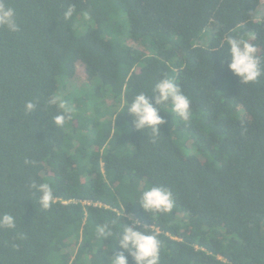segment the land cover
<instances>
[{"label":"trees","instance_id":"1","mask_svg":"<svg viewBox=\"0 0 264 264\" xmlns=\"http://www.w3.org/2000/svg\"><path fill=\"white\" fill-rule=\"evenodd\" d=\"M6 3L19 30L0 26V217L16 226H0V264H107L132 222L158 234L159 264H264V74L242 83L221 64L225 36L252 33L264 69V0ZM79 65L85 112L57 127L47 101ZM164 76L190 120L161 108L158 134L136 129L125 102ZM44 182L47 209L33 187ZM151 186L172 191L171 211L143 210ZM105 222L113 234L99 239Z\"/></svg>","mask_w":264,"mask_h":264},{"label":"clouds","instance_id":"2","mask_svg":"<svg viewBox=\"0 0 264 264\" xmlns=\"http://www.w3.org/2000/svg\"><path fill=\"white\" fill-rule=\"evenodd\" d=\"M73 11L74 6H69L64 13L65 18L71 17ZM0 26L6 27L10 32L19 30L15 10L7 5L6 0H0ZM251 39H254L252 33H248L246 36L241 35L239 38L231 35L225 36L228 48L224 55L227 60H222L221 64L223 66L227 62L228 70L239 77L242 83L256 81L264 74V69L261 68L262 58L257 55V46L250 42ZM47 103L62 110L52 117V123L55 126H62L69 111L66 101L61 94L53 93ZM169 104L170 108H168ZM190 106L191 100L182 92L179 85L173 79L164 76L154 83L151 96L142 91L136 94L130 103L125 102L122 109H127L136 129L150 128L154 134H158L160 132L158 126L165 123L164 118L159 114L161 108L168 113L177 114L187 122L192 116ZM36 109L37 105L33 101L25 103V110L28 113H32ZM113 130L118 135V130L114 127ZM33 187L40 193L39 203L43 208L47 209L55 203L53 188L47 182L34 183ZM137 201L143 210L152 214L169 212L174 206L172 191L163 186L146 188L140 193ZM0 226L15 228V218L10 214H4L0 217ZM150 228L151 226L142 224L137 227V222L125 223L119 233V239L116 241L119 251L112 253L107 264H128V256L125 255V252L133 258L135 264H159L160 240L156 231L150 230ZM112 234V226L108 222L98 225L96 228V235L99 239H105Z\"/></svg>","mask_w":264,"mask_h":264},{"label":"rangeland","instance_id":"3","mask_svg":"<svg viewBox=\"0 0 264 264\" xmlns=\"http://www.w3.org/2000/svg\"><path fill=\"white\" fill-rule=\"evenodd\" d=\"M259 13H260L259 16H262V14H263V8L262 7H261ZM87 78H88V74L86 72L85 67L83 65H79V69H78L76 76L74 78L68 80L67 84L65 86L60 85L61 91L58 90L57 93L62 95L63 99L66 101L67 108L69 109V111L70 110H74V111L77 110V112H83V111L85 112L84 105H81L78 108L77 103H78V105H80V102L82 103V101H81V97L83 95V92H81L82 90H84L86 92L87 91L90 92V89H91L90 86L85 87L87 83L86 84L84 83L87 80ZM93 84H96V83H93ZM72 93H74V96H72ZM108 104H111V105L114 104V106L120 107L119 104L113 103L112 98L108 99Z\"/></svg>","mask_w":264,"mask_h":264}]
</instances>
